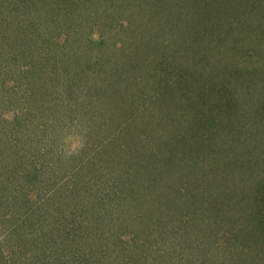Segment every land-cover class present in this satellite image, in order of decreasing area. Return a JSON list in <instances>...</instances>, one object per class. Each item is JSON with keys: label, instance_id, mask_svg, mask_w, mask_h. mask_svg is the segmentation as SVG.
Here are the masks:
<instances>
[{"label": "trees", "instance_id": "1", "mask_svg": "<svg viewBox=\"0 0 264 264\" xmlns=\"http://www.w3.org/2000/svg\"><path fill=\"white\" fill-rule=\"evenodd\" d=\"M89 1L94 2V5L102 3L104 14H108L109 3L114 2ZM245 1L247 0H229L228 3L239 6ZM78 2L79 0H0V264H172L171 260H167V263L160 260L152 262L157 255H169L170 258L173 250L171 245L162 246V243L152 250L151 245L158 242L157 238L163 240V231L169 229L171 236H177V240L182 242L187 237V230H194V224L182 213L171 216L172 218L167 220L168 223L165 219L162 222L159 212L155 213L157 203L168 205V196L174 192L183 201V207L191 212L193 203L198 201V195L203 191L199 189L200 186L205 187L206 184L203 178H199L187 182L182 188L186 179L184 176L187 175L184 169L190 171L193 166L183 162V154L180 151V156H177L180 166H175L173 152L169 155L167 153L177 149L183 150L176 142L183 141L181 137L191 132L183 142L189 146L201 141L202 145H199L200 149L192 147V157L200 155L201 151L205 152L208 148L213 153L214 136H225L229 128L236 134V140L229 139L231 142L227 147L230 152H224L225 156L222 158L237 154V168L219 172L222 175L220 178L227 177L230 172L233 175L225 181L226 190L222 189L227 194L224 206L221 205L223 197L216 192V196L209 202L210 205L202 207L201 211L205 212V218H208L209 223L203 226L208 234L204 233L200 237L199 232L193 231V239L190 238L189 241L197 242L195 250L200 253H207L210 249V253L214 254L235 250L234 256L226 255L222 261L211 264H264V96L260 98L264 95V82L260 87L256 85L259 79L264 81V62L260 61V58L264 57V50L262 54L250 51L246 54V61L230 64L232 72L239 71L245 77L241 85H246L247 91L235 96L233 92L236 91L230 90V94L228 87L220 88L218 95H231V98L225 100L223 96L219 97V109L213 105L203 106V100L201 102L200 98L186 105L179 96L178 103L165 104L160 93L168 91V81L161 86L153 100H147L146 105L141 101L142 111L137 115L155 116L154 125L159 127L157 130L160 132L154 137L160 143L158 149L166 154L165 158L163 155L159 158L154 156L158 149L155 151L152 148L151 152H144L137 144L130 148V151L137 150L133 157L128 154L116 159L118 155L109 152V155L103 158L100 151L91 149L87 143L89 141L76 150V153L66 154L57 137L50 132L60 121L58 108L62 113L78 111L76 113L81 119H88L91 123L99 111H102L99 105L103 101L100 100L103 94L97 93V90L101 92L103 86L101 81L104 79V58L93 60L95 51L91 42L87 44L75 35L79 32V24L81 27L85 20L92 22L95 18H86L90 16L87 12L79 11ZM135 5L141 8L139 3ZM262 6L264 0H252L246 10L260 9ZM98 10H93V17H97ZM227 11L236 13L232 9ZM120 16L123 18L125 15L122 13ZM106 21L109 20L102 17V22L99 23L105 25ZM164 21L166 22L165 18ZM247 27L246 34H242L243 39L247 40L241 45L243 49L249 47L247 42H251L253 35L257 34L258 23L256 20L249 22ZM260 30L264 42V30ZM61 33L66 35L65 39L60 37ZM260 38L257 37L256 45L261 43ZM59 43L63 45L60 46ZM82 43H86L84 51L88 54L81 53ZM80 57H83L82 60ZM242 70L247 72L244 74ZM109 75L114 76V73L110 72L107 76ZM250 88L252 91H248ZM93 92L98 95L94 96ZM112 93V98L105 102L114 105L118 92L114 88ZM196 104L200 107L199 110L194 107ZM4 105L14 112V125L11 126L9 122L6 128L1 120L7 112ZM163 107L166 108L167 116L163 115ZM192 107L196 111H190ZM209 113L211 116H208ZM192 115L194 124L189 119ZM164 118L167 123L170 122L171 128L166 127ZM103 119L108 121L107 117ZM104 120L102 123H105ZM244 120L251 124L242 130L237 124H242ZM195 125L199 128L201 125L202 129L205 126L206 135L201 134L199 128L195 129ZM195 138L196 142H193ZM204 139L207 143L202 142ZM55 141L59 146L58 151L53 150ZM44 157L46 162L53 160L54 163L45 164ZM122 160L124 164L120 167L118 163ZM214 161L218 160L214 158ZM188 165L191 168H188ZM120 168L121 173L115 177L122 182L124 201L117 197L118 189L109 190L102 197L99 184L108 176L115 178L110 173ZM162 171L171 177L175 172H180L182 179L177 180L179 186L170 189L166 179L165 184L161 185L159 174ZM194 171L198 172L197 169ZM57 172L58 175L55 174ZM54 178L59 181L51 184L53 181L50 179ZM133 178L137 179L136 183L147 186H143L141 190L140 186L132 182ZM149 179H152V188L148 186ZM126 183H130V187L134 186L149 198L142 200L141 197L140 199L131 195L125 187ZM87 186L96 187L100 194L95 196L96 202L93 201L89 207L78 208L74 204L83 194L88 193ZM216 186L220 187L217 184ZM151 190L154 192L152 195ZM174 195L171 197L173 201L176 200ZM217 196L219 199H216ZM111 201L118 204L116 213L121 209L123 211L120 212H132L135 216L131 223L136 221L134 229L137 233L134 232L137 238L142 236L143 240V246L139 244L135 247L136 252L133 249V253H120L122 248L119 252L114 249L117 244H113L114 248L110 250L109 245L97 241L99 238H96L95 233L102 230L99 225V211ZM176 203L172 202V205ZM208 206H212L215 211H210ZM62 211H69L64 229L56 228L55 233H52L51 228L56 227L53 226L56 221L51 222L48 215L55 213L51 216L54 220L57 215H62ZM138 211L140 214L137 216ZM202 218L203 216L199 219ZM75 219L79 222L74 221ZM211 232L214 233L213 237ZM110 237L113 238L111 234ZM199 240L207 249L199 245ZM239 241H243V244ZM134 243L136 244V241ZM147 253L150 260L147 259ZM200 253H192L191 260L194 261H190V264H207V261L200 257ZM184 264H189V261Z\"/></svg>", "mask_w": 264, "mask_h": 264}, {"label": "rangeland", "instance_id": "2", "mask_svg": "<svg viewBox=\"0 0 264 264\" xmlns=\"http://www.w3.org/2000/svg\"><path fill=\"white\" fill-rule=\"evenodd\" d=\"M251 1L252 0L249 2ZM254 1L255 0H253V2ZM228 2L229 0H221V2H219V0H114V2L109 3L108 15L102 13V3L94 5L92 1L79 0L77 3L79 11L81 13L87 12L90 17L86 18H95L94 20L96 21L94 22L93 20L92 23L85 20L81 27L79 24V32L75 35L78 39L85 40L87 44L91 42V46L95 51L93 60H98L101 57L104 58L102 62V66H105L102 67L104 79L101 81L103 86L101 92L97 90V93L103 94V97L100 99L103 101L99 105L102 111H99V114H97L90 123L88 119H81L76 113L78 111L73 110L74 113H62L58 108L60 121L54 126V130L50 132L54 133L55 137H57L62 150H65L66 154H70V152L76 153V150L84 145L86 141H89L87 143L90 144L91 149L93 148L100 151L101 154H103V158H106L109 152L110 154L118 155L116 159L121 155L127 156L128 154L133 157L137 150L132 149L130 151V148H134V144H137L139 149L144 152H151L152 148L156 151L158 147H160V143L155 140L154 136L160 131L157 130L159 127L154 125L155 116L149 115L148 117V115L144 114L139 117L137 114L142 111L140 106L142 102L146 105L147 100H153L166 81L169 82L170 86L167 88L168 91L161 92L160 96L163 98L165 104L169 105H172L173 102L178 103L179 100L177 96H179L184 100L183 103L186 105L192 100L200 98L201 102L203 100L201 103L203 106L206 105V107H210V105H213L219 109V97L223 96L225 100L231 98V95H218L217 93L220 88L228 87L227 91L230 92V94L231 91H236L235 93L233 92L235 96L245 93L247 91L246 85H241L245 77L241 75L239 71L232 72L230 70V64L233 63L235 65L244 62L243 60L246 61V54L250 51L256 52V54H262L264 42H262V31L260 28L264 30V6L260 9H255V11L246 10L249 3L248 0L239 6H235V4L230 5ZM137 3H139L142 9L135 5ZM224 5H230L232 8L230 6L226 8ZM233 6H235L236 9H234ZM95 8L99 9L97 17L92 16L93 13L95 14V11H93ZM227 9H232L236 11V13L228 12ZM122 13L125 15L123 18L120 16ZM100 16L109 21H106L105 25H100L99 22H102V17ZM255 20L258 23L256 30L257 34L253 35L251 42H247L249 47L243 49L241 45L247 40L243 39L242 34H246L248 31L247 26H249V22ZM240 33L241 35H239ZM61 36L62 39L66 37L64 33H61L60 37ZM257 37H261V43L259 45H256ZM86 43H82L83 52L81 53L88 54V52L84 51V44ZM59 44L60 46L63 45L62 43ZM76 54L78 55V53ZM258 57L260 58V55H258ZM82 58L83 57H80L81 60ZM260 61L264 62L263 56L260 58ZM246 66L249 67L248 65ZM109 70L111 73H114V76H107L110 73ZM242 72H247V70H242ZM236 75L239 76L237 77ZM262 82L264 81L259 79L256 85L260 87L262 86ZM7 84H9V82ZM114 88L118 94L116 96V102L114 101V105H111V103L105 101H109L112 98ZM251 89L252 88L248 91H252ZM1 93L0 91V94ZM97 93L93 92V95L97 96ZM208 93H212V95H208ZM263 96L264 95H261L260 98ZM194 107L197 110L200 109L197 104L194 105ZM194 107H192L191 110L189 108V110L196 111ZM5 109L7 112L4 113V119L1 120L2 125L6 128L9 122L11 126L14 125L12 123L14 112L10 111L7 105ZM163 109V115L166 114L167 116L166 108L163 107ZM208 116H211L210 113ZM105 117H107V122L103 119ZM191 118H194V116H189V119ZM103 120L105 123H102ZM164 121L166 122V118H164ZM244 121L245 122L242 124H237L242 130H245L246 127L251 124L249 121ZM190 122L193 123L192 119ZM169 123L170 122L166 124V127L171 128ZM203 127L202 129L200 125V128L197 126L195 129L199 128L201 134L204 133L206 135L205 126ZM190 128L192 127L190 126ZM230 130L229 128L225 136H214L215 138L213 140L215 145L213 153L212 150L208 148L205 152L201 151L199 153L200 155L192 157V155H194V153L191 155L192 147H198L200 149L199 145L202 146L200 144L201 141L200 143L196 142V138L195 141L193 140V142L196 143H192L189 146L183 142L192 132L181 137L183 141L176 142L183 150L177 149L175 151H168V155L173 152L172 159L175 166L177 164L179 165L177 156H180V153L183 154L181 156L183 162H187L193 166L191 168L188 165V168H191L190 171L184 169L187 175L184 176L186 179L182 188H184L187 182L199 178H203L206 185L205 187L202 185L200 186L199 189L203 191L198 195V197H200L198 201L194 202L193 206L191 205V212L183 207V201L174 192H171V195L168 196L170 199L168 205L165 203H157L163 206L157 205L155 210V213L159 212L162 222H164V219L167 221L173 216L182 213L183 216L191 219V222L194 224V230L188 229L187 237L182 242L177 240V236H171L172 232L170 229L168 231H163V240L157 238L158 242H153L151 250L156 246H160L162 243V246L169 244L173 248L172 254L170 258L168 257L169 255H165V257L157 255V258L155 260L153 259L152 262H158L160 260L163 263H167V260H171L172 264H184L185 261H189L190 264V261H194L191 260L193 257L192 253H200L195 250L197 242H191L189 240L190 238L193 239V231V233H196L195 231L199 232V236L204 233L208 234L203 228L204 224L208 222V218H205V212H201L202 207H206V205L209 204L212 197L214 195L216 196V192L218 194L220 193V196L223 197L221 205L224 206V200L227 194L226 191L224 192L222 189L226 188L225 181L229 180L230 175H233L232 172H230L227 177L220 178L222 175H220L219 172L224 170L230 171L231 169L236 170L237 168V154H229L228 158H222V156H225L223 155L224 152H230L227 147L231 142L229 139L232 141L236 140V134H234L232 130L230 132ZM117 135H120V137H117ZM204 141L207 143L205 139L202 142ZM57 145L55 141L54 145H52L53 150H59V146ZM164 154L162 150H159L154 156L159 158V156L163 155L162 157L165 158L166 154ZM230 155L235 158H232ZM214 158L218 161H214ZM43 161H47L45 157ZM53 163L54 161L50 160L49 163L46 162L45 164ZM118 164L121 167L124 161L122 160ZM45 168L47 169V167ZM196 169L198 171L196 172L197 174L194 171ZM114 170L115 171L110 173V175L114 177L121 173V168ZM198 173L200 175H198ZM55 174L58 175L59 173L57 172ZM159 177L161 179V185L165 184L164 179H166L170 189L179 186L177 180L179 178L182 179L180 172H175L173 177H171L165 171H162ZM50 180L51 182L53 181L51 184H55L56 181H59L55 178ZM132 180V182H138L137 179L133 178ZM151 180L152 179L147 180V183L149 181L148 186L150 188L153 187V184L150 183ZM136 184L141 187V190L143 186H147V184ZM216 184L220 187L216 186ZM130 185L131 184L128 183L125 187L131 195L138 198L141 197L142 200H147L149 198V196H146L143 192L137 191L134 186L130 187ZM190 185H192V183ZM155 186L157 187L156 184ZM99 188L102 197L106 192H109V190L115 191V189H118L117 197L122 198L121 200L124 201L123 196L125 197V195L122 182L119 178L108 176L101 181ZM86 190L89 194H83L80 200L74 204L78 208L89 207L92 205L93 201L96 202L95 196L100 194V191L97 192V188L93 186H87ZM152 192L153 190H151V195ZM172 193L176 195V200L174 201L171 199L173 196ZM117 197L115 198L117 199ZM177 197L181 202L177 200ZM216 199H219V197L217 196ZM155 202L153 203L154 206ZM172 202L177 203L172 205ZM111 203L114 202L111 201L107 203L99 211L101 215L99 216V219H101L99 225L102 230L99 229L100 231L95 233L97 234L96 238H99L97 241L109 245L108 248L110 250L114 248L113 244H117L114 249L119 252V249L122 248L120 253L124 251L125 253H130V251L133 253V249L134 252H136L135 247L139 244L143 246V240L142 236L137 238L134 232L136 231L134 229L136 221H133V224L131 221L135 216L132 212L124 214V212H120L123 211L121 209H119V213H116L115 209L118 207V204L114 203L112 206ZM71 207L72 205L70 208ZM109 207L111 208L109 209ZM209 208L211 209L210 211H215L212 209V206H208V209ZM58 211L56 210V212ZM53 214L55 213H49L48 217L51 218V222L56 221L53 225L56 227L53 229L51 228V232L55 233L56 228L61 227V230L64 229L65 219L69 211L67 213L62 211V215H57V218L54 220H52L54 217H51ZM139 214L138 211L137 216ZM201 216H203L202 220L199 219ZM74 221L79 222L78 219ZM136 229L138 228L136 227ZM118 230L120 232H118ZM112 231L115 232L113 233ZM110 234L113 238L110 237ZM210 234L213 237L214 233L211 232ZM200 240L199 245L205 249L206 247L202 245V241ZM135 241L136 244L134 243ZM239 242L243 244L241 243L243 241ZM247 244L249 245L250 243ZM247 244L246 246H248ZM211 250L212 249L207 253H200V257L205 259L207 264L222 261L226 255L231 257L235 254V250L233 249H231V252L230 250H226L217 254L210 253ZM143 251L145 252L144 249ZM147 259H151L148 253Z\"/></svg>", "mask_w": 264, "mask_h": 264}]
</instances>
